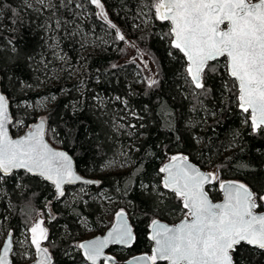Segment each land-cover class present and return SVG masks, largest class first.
Segmentation results:
<instances>
[{
  "label": "trees",
  "instance_id": "16d2710c",
  "mask_svg": "<svg viewBox=\"0 0 264 264\" xmlns=\"http://www.w3.org/2000/svg\"><path fill=\"white\" fill-rule=\"evenodd\" d=\"M101 1L112 24L102 20L87 0H53L50 8L40 11L25 0H0V88L10 102L12 123L23 120L26 126L35 122L34 117L23 116L15 104L56 97L43 117L48 141L72 155L80 174L98 179L96 185H85L91 194L106 189L119 201L111 210L124 209L129 214L135 240L129 249L112 247L116 258L149 252V222L157 218L171 223L185 213L180 197L163 188L159 172L161 164L176 153L202 168L215 169L218 179L246 183L257 209L263 210L264 129L252 128L248 113L238 108L236 85L224 59L209 63L196 87L187 75L184 55L171 44L169 23L157 16L158 0ZM142 9L147 11L149 25L139 13ZM80 28L100 35L106 43L98 41L95 52L80 55ZM52 37L80 69L79 77L72 83L34 88L50 57ZM127 42L154 65L151 81L140 84L143 71L136 61L127 59ZM122 116L132 125L130 136L116 130L114 122ZM125 146L130 168L102 174L105 161ZM1 177L0 224L7 223L8 232L17 237L41 213L52 264H85L78 242L86 229L80 222L95 226L102 210L97 200L85 195L64 206L62 199L79 185L66 187L63 196L56 198L52 186L37 176L16 171ZM217 182L208 188L213 200L220 198ZM48 208L51 213L46 215ZM24 248L27 255L34 253L31 244ZM232 256L235 264H264V250L244 243ZM25 257L17 252L12 260L23 263Z\"/></svg>",
  "mask_w": 264,
  "mask_h": 264
},
{
  "label": "water",
  "instance_id": "95a60500",
  "mask_svg": "<svg viewBox=\"0 0 264 264\" xmlns=\"http://www.w3.org/2000/svg\"><path fill=\"white\" fill-rule=\"evenodd\" d=\"M87 1L112 24L101 0ZM156 12L169 23L171 44L184 55L191 83L199 87L208 64L224 59L236 85L238 108L248 113L252 128L264 129V0H158ZM11 124L10 102L0 88L1 175L22 171L37 176L52 186L56 198L68 186L98 184L76 170L68 151L48 141L44 118L19 135L11 134ZM159 172L163 188L180 197L187 215L174 223L151 220L149 252L118 260L111 248L129 249L135 240L129 214L119 209L103 233L78 242L87 264H235L232 252L241 243L264 250V209H257L246 183L222 179L217 182L220 198L213 200L208 188L216 182V171L182 153L171 155ZM29 234L34 258L14 263V237L8 232L0 246V264H52L44 244L45 220H34Z\"/></svg>",
  "mask_w": 264,
  "mask_h": 264
},
{
  "label": "rangeland",
  "instance_id": "374dc122",
  "mask_svg": "<svg viewBox=\"0 0 264 264\" xmlns=\"http://www.w3.org/2000/svg\"><path fill=\"white\" fill-rule=\"evenodd\" d=\"M25 3L29 7L40 11L44 8H50L53 5V0H27V1L25 0ZM139 13L146 22V24L149 25L150 19L146 15L147 11L145 9H142L139 11ZM86 15L87 13L84 12V16ZM51 32L52 30L49 29L47 31V34L50 35ZM104 34L106 35V33ZM77 35H78L77 42H78L79 54L82 56L88 52H95L98 46V41H101L103 44H105L107 41L104 38L103 39L100 38V35H95L93 32H87L83 28L78 29ZM126 45L128 47L127 59L136 61L139 64V66L142 68L143 77L140 80V84H143V80L151 81L152 78L154 77V65L152 64V62L133 43L127 42ZM49 48L51 51L50 57L48 61L44 62V67L41 68L42 79L40 80L39 84L34 86V88L38 87L40 89L45 85H55L56 83L61 84L62 82H67V83L75 82L79 77L80 69L77 68L76 65L72 63L69 57H67L63 52H61L56 37L53 38V41ZM78 59L76 60L77 61L76 63H78ZM50 62H52V65L48 66V63ZM31 85L33 86L34 84L32 83ZM31 85H28L27 88L32 87ZM79 92L81 93L82 90H80ZM55 98H56L55 96H52V97L39 98L34 101L25 100V101H21V103L19 104H15L14 107L16 108L17 111L20 110L23 113V116L29 114L30 116L34 117V121H36L37 119L44 117V114L46 113L47 109L50 107L52 103L51 100ZM125 112H127V110H125ZM126 119L127 117L122 116L120 117L119 120L115 121L114 123L116 125V130H118V133H120L121 130H123L122 131L124 132L123 134L130 136L132 134L130 129L132 125L128 126L126 124ZM11 128L15 131L16 135H19L23 133L26 129L30 128V126H26L23 120H17L11 124ZM126 149H127L126 146L124 147V149L123 148L117 149L115 156L110 159H107L105 163L101 166L102 167L101 173L112 174V173H123L127 171L130 168V164L126 156V152H125ZM205 169H208V167L207 168L205 167ZM211 170L216 171L215 169H211ZM217 175L218 173L216 172V181L220 182L221 179L220 178L218 179ZM1 180L2 177L0 178V181ZM107 192L108 191L106 189H102L98 194L94 195L91 194V191H89L85 187V185H79V187L71 191L68 195H66L62 199V204L64 206H70L74 200H79L83 196L89 195L88 197L90 199L97 200V202L100 204L102 208L101 213L99 215H96V218L94 219L95 220L94 227L90 226L83 219H81L80 225L86 229V232L80 239H86L94 235L101 234L111 224L114 217V212L111 210V206L113 207L118 206L119 201H116L113 198V196H111ZM2 193L4 192L3 190L0 189V196L2 195ZM50 211H51L50 208H48V212L46 215H49L51 213ZM186 215L187 212L186 211L185 213L183 212L182 215L178 217V220ZM37 219L45 220L44 216L41 213H38L34 220L36 221ZM176 221L177 220H174L171 223H174ZM101 227L103 228L102 230ZM7 233H8L7 223H4L3 225L0 224V246ZM29 237H30L29 230H24L20 236L13 238V255H15L17 252L25 254L26 257L23 262L31 261L34 258V253L30 256L27 255L24 250L26 249L24 247H27L29 246V244H31ZM112 253L116 254V252L114 251Z\"/></svg>",
  "mask_w": 264,
  "mask_h": 264
}]
</instances>
